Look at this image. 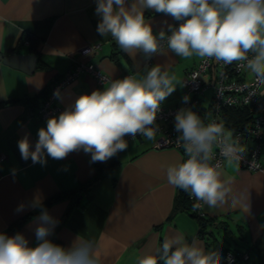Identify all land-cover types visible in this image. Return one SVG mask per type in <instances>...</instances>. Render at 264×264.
<instances>
[{
  "label": "crops",
  "instance_id": "0c3cea01",
  "mask_svg": "<svg viewBox=\"0 0 264 264\" xmlns=\"http://www.w3.org/2000/svg\"><path fill=\"white\" fill-rule=\"evenodd\" d=\"M95 9L96 0H0V55H37L30 74L0 61V153L5 155L0 163V232L8 236L21 233L35 246L34 218L40 211L33 213L34 198L43 203L84 185L87 189L74 203L64 199L46 207L59 221L48 237L56 244L70 247L82 236L97 243L105 264H137L140 255L155 253L166 237L183 236L189 243L195 237L205 250L217 249L220 254L227 249L247 251L249 260L238 264H264V171H249L225 161L220 169L223 178L232 179L233 192L242 196V204L233 209L227 205L209 208L202 203L209 231L204 237L189 213L172 215L178 188L168 183L166 169L185 160L177 149H154L153 141L126 136L128 148L106 162H91V154L83 150L61 160L45 153L43 165L22 159L18 142L27 137L34 150L39 129L46 128L39 118L43 93L71 67L72 58L84 47L98 46L83 58L114 79L127 73L143 75L157 64L165 67L181 84L161 105L173 107L182 101L185 73L199 58L183 59L166 51L153 55L147 65L142 53L130 56L110 36L98 33L101 18ZM145 18L154 34L166 32L173 24L171 16L153 10H146ZM106 83L97 84L90 75L80 74L62 89L58 105L64 111L79 96L104 90ZM261 93L264 85L260 88L264 101ZM210 97L207 91L191 110L203 118ZM25 100H35V104L29 106ZM98 170L100 174L93 179ZM21 204L24 210L17 212Z\"/></svg>",
  "mask_w": 264,
  "mask_h": 264
},
{
  "label": "clouds",
  "instance_id": "9594fccd",
  "mask_svg": "<svg viewBox=\"0 0 264 264\" xmlns=\"http://www.w3.org/2000/svg\"><path fill=\"white\" fill-rule=\"evenodd\" d=\"M146 10L171 16L179 26L168 25L167 33L154 34ZM95 13L101 18L98 33L110 36L130 56L139 52L151 58L171 51L183 59L239 62L238 67L264 85V0H96ZM179 84L177 76L159 64L143 75L111 80L104 90L79 96L58 117L49 118L46 128L38 131L34 150L27 137L21 139V157L43 165L45 153L61 160L83 150L91 154V162H106L128 148L126 136L155 141L157 113ZM54 95L59 97V91ZM183 99L187 102L189 97ZM175 130L187 159L167 167L168 183L209 208L240 207L242 196L234 194L232 179L223 178L221 165L212 163L216 147L228 163L240 161L245 149L233 141L232 132L222 123L206 124L190 108L178 110ZM31 206L40 210L34 218L36 245L30 246L21 233L0 232V264H105L92 239L77 236L70 247L50 240L59 221L40 198H34ZM244 207L248 210V204ZM23 210V204L16 209ZM221 260L219 250H205L195 237L189 243L176 236L166 237L155 253L140 255L137 264H221Z\"/></svg>",
  "mask_w": 264,
  "mask_h": 264
},
{
  "label": "built area",
  "instance_id": "2783aa9c",
  "mask_svg": "<svg viewBox=\"0 0 264 264\" xmlns=\"http://www.w3.org/2000/svg\"><path fill=\"white\" fill-rule=\"evenodd\" d=\"M179 23L173 19L172 25L178 27ZM97 47L91 46L80 49L77 56L72 58L71 67L60 78L49 85L39 109V118L46 126L49 118L58 117L63 112L62 108L58 105L60 95L57 97L54 93L58 90L61 94L62 89L73 82L78 75L86 73L97 84L115 80L100 71L93 63L83 58ZM152 57L145 58V64H150ZM238 63L234 62L225 65L215 60L199 58L195 66L185 73L181 103L173 107L161 105L156 118V125H158L159 131L157 132L155 141L152 142V148H174L186 156L182 143H178L177 141L179 134L175 130V115L181 108H197L201 97L207 91H210V103L202 119L206 124L210 121L222 123L226 130L232 132L233 141L239 147L245 149L241 154L240 161L238 163L235 162L238 166L249 171L263 172L264 101L260 97L262 84H258L254 76L246 68L238 67ZM130 74H124L118 79H122ZM185 96L189 97L187 102L183 99ZM230 109H247L251 115V119L245 129H233L231 123L226 121V111ZM128 137L129 139H133L131 136ZM138 138L143 139L141 136H137L135 139ZM214 154L215 158L212 163H219L222 168L227 158L222 155L218 147L214 148ZM4 158L5 155L0 153V163ZM189 198L193 202V209L196 214L199 217H203L202 202L197 201L190 194ZM221 257V264H238L241 261H248L249 253L247 251L227 249L222 252Z\"/></svg>",
  "mask_w": 264,
  "mask_h": 264
},
{
  "label": "trees",
  "instance_id": "16d2710c",
  "mask_svg": "<svg viewBox=\"0 0 264 264\" xmlns=\"http://www.w3.org/2000/svg\"><path fill=\"white\" fill-rule=\"evenodd\" d=\"M32 49V47H31ZM11 52V51H10ZM46 91L43 93V98L46 95ZM32 102H29L28 100L24 101V103L28 104L29 106H32L35 104V100H31ZM251 119L250 113L247 111V109H230L226 111V121L231 123L233 129H245L248 122ZM187 159V156H185V160ZM100 170V169H99ZM97 171V175L94 178H96L100 171ZM87 187L84 185H81L75 189L60 192L58 194H55L54 196L50 197L49 199L45 200L43 202V207L46 208L50 204H52L55 201L64 200V199H70L71 202H75L76 198L80 195L82 191H85ZM193 202L189 198V193L182 191L178 189V194L175 199V203L172 210V215H174L177 212H187L189 213L200 225L199 233L206 237L209 234V231L206 229V224H208V220H205V217H199L196 212L193 209ZM40 211L38 208H36L33 213Z\"/></svg>",
  "mask_w": 264,
  "mask_h": 264
},
{
  "label": "water",
  "instance_id": "95a60500",
  "mask_svg": "<svg viewBox=\"0 0 264 264\" xmlns=\"http://www.w3.org/2000/svg\"><path fill=\"white\" fill-rule=\"evenodd\" d=\"M0 61L11 67L32 73L36 67L37 55L35 53L0 55Z\"/></svg>",
  "mask_w": 264,
  "mask_h": 264
},
{
  "label": "rangeland",
  "instance_id": "374dc122",
  "mask_svg": "<svg viewBox=\"0 0 264 264\" xmlns=\"http://www.w3.org/2000/svg\"><path fill=\"white\" fill-rule=\"evenodd\" d=\"M207 96V95H206Z\"/></svg>",
  "mask_w": 264,
  "mask_h": 264
}]
</instances>
